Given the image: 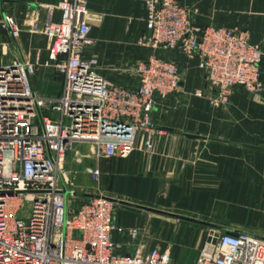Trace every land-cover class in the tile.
I'll use <instances>...</instances> for the list:
<instances>
[{
  "label": "built area",
  "instance_id": "obj_1",
  "mask_svg": "<svg viewBox=\"0 0 264 264\" xmlns=\"http://www.w3.org/2000/svg\"><path fill=\"white\" fill-rule=\"evenodd\" d=\"M142 41L155 51H177L199 58L214 101L227 102L233 89L259 92L263 53L248 34L224 26L193 25L179 0H146ZM54 8L61 11L52 20ZM49 20L33 32L47 36L49 61L63 79L59 95H42L33 85L37 63L0 66V264H172L170 253L145 251L118 255L116 233L137 240L138 229L114 222L116 202L105 195L69 187L68 154L92 144L96 157H127L143 136L154 147L153 113L158 101L176 94L182 82L176 61L153 53L136 65V88L109 82L88 56L92 22L88 0H62L49 7ZM16 27L14 16L1 20ZM202 95L201 92L198 93ZM65 191H68L66 194ZM24 202L29 212L20 217ZM195 264H264V237L245 231L213 234Z\"/></svg>",
  "mask_w": 264,
  "mask_h": 264
},
{
  "label": "crops",
  "instance_id": "obj_2",
  "mask_svg": "<svg viewBox=\"0 0 264 264\" xmlns=\"http://www.w3.org/2000/svg\"><path fill=\"white\" fill-rule=\"evenodd\" d=\"M61 1L0 0V66L37 63L32 82L42 95H59L63 79L46 65L47 36L30 27L38 22L42 29L49 7ZM145 1L88 0L91 12L103 15L92 22L90 37L114 49L109 52L113 64L145 61L155 53L176 61L182 72L179 91L156 104L153 117L162 132L153 136V150L143 149L139 135L127 157L102 159L100 182L116 202L114 222L140 233L137 240L127 232L116 233L118 255L131 254L140 245L145 251L169 252L172 264H195L204 240L213 234L245 231L264 237V91L252 96L236 87L230 103L219 109L197 97V91H211L198 57L187 61L177 51L141 44ZM182 2L198 8L192 21L196 25L249 30L252 43L264 54V0ZM7 15L14 16L15 30L1 27ZM51 18L59 21L61 11L54 8ZM261 71L264 80V57ZM55 78L59 90L50 94L49 82ZM116 82L136 88L139 78L132 82L118 77Z\"/></svg>",
  "mask_w": 264,
  "mask_h": 264
},
{
  "label": "rangeland",
  "instance_id": "obj_3",
  "mask_svg": "<svg viewBox=\"0 0 264 264\" xmlns=\"http://www.w3.org/2000/svg\"><path fill=\"white\" fill-rule=\"evenodd\" d=\"M179 1L187 9L189 16H190L191 23L193 25H196L192 21H193L195 13H197L198 11V8L191 9L188 6H185L182 0H179ZM96 16L99 17L98 21H100L103 18V15L101 14H96ZM197 26H200V25H197ZM229 29H239V28H229ZM239 30L245 31L251 40V33L249 30L247 29H239ZM91 40H92V43L87 46V51L88 53H90L88 56H95L97 58L98 64H97L96 70L99 74L104 76L105 79H107L109 82H112V83H117L116 78L118 77L129 79L132 82L137 80L138 76L136 72V65L142 61L134 62L131 64H128V63L113 64L109 58L110 56L109 52L112 50L114 51V49L110 50L109 48L103 47L100 44L98 45V43L95 42L92 38ZM141 44L144 45L145 43L141 42ZM259 49L261 50L260 47ZM263 57H264V54H263ZM59 82H60L59 78H55L53 81L49 82L50 84L48 86V90H49L48 92L50 94H55L58 92ZM262 84H263V87L261 88L259 92L247 91L245 89L244 90L252 96H258L264 91V80L263 79H262ZM198 93L199 91H197L196 93L197 97L206 99L207 103H209L212 107H216L217 109H219L222 106H227L230 103L231 95L227 102L222 103L221 101H214V99L216 98V95L212 91H210V93H204L202 91L201 96H199ZM154 122H156V120H154ZM158 132H162V131H159L157 127L155 126V129L153 131V136H155V134ZM143 149L146 150L144 146H143ZM102 159L103 158L98 159L96 157V147L94 145L92 144L75 145L74 148L69 152L68 157H67L68 169L70 170L69 187L71 189L76 190L79 193H89V194L108 196L106 195L104 189L101 186V182H100ZM29 209H30V204L28 202H24L23 207L19 214L20 217L26 218L29 212Z\"/></svg>",
  "mask_w": 264,
  "mask_h": 264
},
{
  "label": "water",
  "instance_id": "obj_4",
  "mask_svg": "<svg viewBox=\"0 0 264 264\" xmlns=\"http://www.w3.org/2000/svg\"><path fill=\"white\" fill-rule=\"evenodd\" d=\"M188 136H191V135H188ZM65 193L67 194L68 193V191H65ZM112 199V198H111ZM112 200H114V199H112ZM115 201V200H114ZM235 233H237V232H235Z\"/></svg>",
  "mask_w": 264,
  "mask_h": 264
}]
</instances>
